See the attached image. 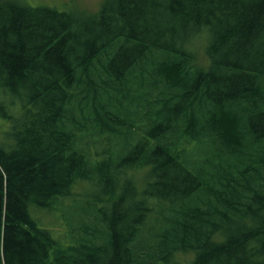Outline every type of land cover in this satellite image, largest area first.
I'll use <instances>...</instances> for the list:
<instances>
[{"label":"trees","instance_id":"16d2710c","mask_svg":"<svg viewBox=\"0 0 264 264\" xmlns=\"http://www.w3.org/2000/svg\"><path fill=\"white\" fill-rule=\"evenodd\" d=\"M0 120V264H264V0H0Z\"/></svg>","mask_w":264,"mask_h":264},{"label":"rangeland","instance_id":"374dc122","mask_svg":"<svg viewBox=\"0 0 264 264\" xmlns=\"http://www.w3.org/2000/svg\"><path fill=\"white\" fill-rule=\"evenodd\" d=\"M17 1L22 2V3H27L28 5H31V6H51V7H56L58 9L73 8V9H77L79 11L86 12V13H93V12L98 11L101 5L106 0H17ZM204 42L205 41L201 39L196 44V56L198 57L197 58L198 62L202 64L206 62V57L204 54V50L202 48L203 47L202 45ZM0 123H1V120H0ZM3 132H4V129L0 128V142L6 140L3 136ZM192 149L195 152L197 149L196 145L190 146V150ZM144 178H145L144 172L142 171H138L135 174V180H137L138 183H140V185L145 180ZM81 188L84 189L83 186ZM73 202L75 201H72L70 199L66 201V203H73ZM52 216L53 215L46 216V218L42 220V223L43 224L51 223V225H53L55 228L60 226L61 224L59 223V221ZM221 226L225 230L228 228L227 224L225 225L221 224ZM234 228L238 229V226H235ZM54 237L55 238L58 237V239L64 242V244L65 242H68L70 240V237L64 231H61V233L59 232L56 233ZM193 259H194V254L192 252H189V251L185 253L178 252L177 254L175 253L173 260L169 264H194Z\"/></svg>","mask_w":264,"mask_h":264}]
</instances>
